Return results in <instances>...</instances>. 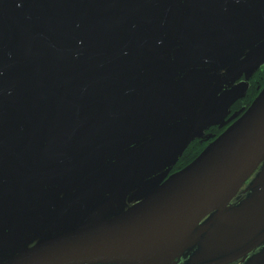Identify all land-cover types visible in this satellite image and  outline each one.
Here are the masks:
<instances>
[{
  "label": "flooded vegetation",
  "instance_id": "obj_1",
  "mask_svg": "<svg viewBox=\"0 0 264 264\" xmlns=\"http://www.w3.org/2000/svg\"><path fill=\"white\" fill-rule=\"evenodd\" d=\"M259 49L264 0H0V264L195 160L263 90L264 62L234 76ZM171 264H264V159Z\"/></svg>",
  "mask_w": 264,
  "mask_h": 264
},
{
  "label": "water",
  "instance_id": "obj_2",
  "mask_svg": "<svg viewBox=\"0 0 264 264\" xmlns=\"http://www.w3.org/2000/svg\"><path fill=\"white\" fill-rule=\"evenodd\" d=\"M263 62L259 49L234 76ZM263 159L264 88L195 160L141 203L111 220L37 244L5 264H171L201 221L227 206Z\"/></svg>",
  "mask_w": 264,
  "mask_h": 264
}]
</instances>
